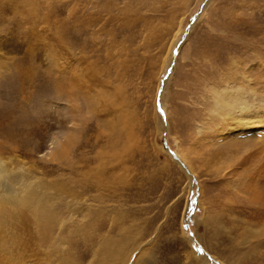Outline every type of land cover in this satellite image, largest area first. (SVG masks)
Here are the masks:
<instances>
[{
    "label": "rangeland",
    "instance_id": "1",
    "mask_svg": "<svg viewBox=\"0 0 264 264\" xmlns=\"http://www.w3.org/2000/svg\"><path fill=\"white\" fill-rule=\"evenodd\" d=\"M258 105L264 0H0V158L38 187L50 261L264 264L228 167L264 144Z\"/></svg>",
    "mask_w": 264,
    "mask_h": 264
},
{
    "label": "bare ground",
    "instance_id": "2",
    "mask_svg": "<svg viewBox=\"0 0 264 264\" xmlns=\"http://www.w3.org/2000/svg\"><path fill=\"white\" fill-rule=\"evenodd\" d=\"M217 92L215 103L218 112L221 114L229 113L231 116H228L233 121L238 122V125L243 122L246 126L253 108L244 99V96H246L244 87L234 90L233 87L228 85ZM256 107L258 109L256 111L260 114L254 115V118H256L254 123L264 124V118L262 119L264 109H261L259 105ZM236 112L238 113L235 116ZM240 128L236 130L239 133L241 132ZM250 132H246L247 137L252 134V131ZM238 135L241 136V134ZM260 139L264 141V136ZM250 147H254L256 150L251 151ZM2 160L0 158V264H67L65 260L50 261L49 258L55 254L42 249V238L45 237V231L50 228L48 224L50 217L46 208H43L42 203H40L41 200L37 192L38 187L32 182L24 183V178L15 179ZM233 161L239 165L231 164L232 161L228 164V167L233 165L238 168H235L236 171L233 170L232 175L234 176L238 172V178L232 179V182L236 185L239 184V186L244 185L243 192L249 194L250 197L247 198L249 201L252 198V205L264 207V197L262 195L264 194L262 192L264 183L261 180L264 177V144L258 147V145L250 143L244 150L242 158ZM260 164L261 172L255 174L256 168ZM256 178V181L252 180ZM15 184L20 185L22 189L18 190L17 187H14ZM19 191L22 194H18ZM260 227L262 228V226ZM263 231H255V235H258L257 238L264 237ZM52 239L51 237L53 242Z\"/></svg>",
    "mask_w": 264,
    "mask_h": 264
}]
</instances>
